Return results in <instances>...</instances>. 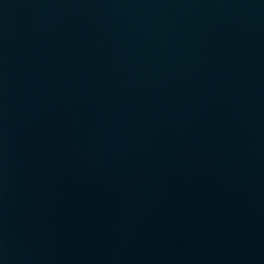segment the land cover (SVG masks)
I'll list each match as a JSON object with an SVG mask.
<instances>
[{
	"label": "water",
	"instance_id": "95a60500",
	"mask_svg": "<svg viewBox=\"0 0 264 264\" xmlns=\"http://www.w3.org/2000/svg\"><path fill=\"white\" fill-rule=\"evenodd\" d=\"M0 264H264V0H0Z\"/></svg>",
	"mask_w": 264,
	"mask_h": 264
}]
</instances>
